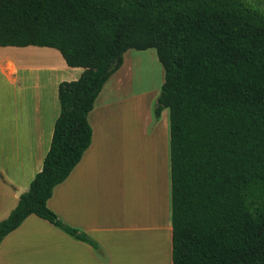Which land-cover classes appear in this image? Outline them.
<instances>
[{
	"label": "trees",
	"instance_id": "16d2710c",
	"mask_svg": "<svg viewBox=\"0 0 264 264\" xmlns=\"http://www.w3.org/2000/svg\"><path fill=\"white\" fill-rule=\"evenodd\" d=\"M1 46L58 49L81 76L42 169L0 221V243L36 214L100 250L47 204L93 138L89 113L129 49L165 69L155 115L170 112L173 264H264V13L244 0H0Z\"/></svg>",
	"mask_w": 264,
	"mask_h": 264
},
{
	"label": "crops",
	"instance_id": "0c3cea01",
	"mask_svg": "<svg viewBox=\"0 0 264 264\" xmlns=\"http://www.w3.org/2000/svg\"><path fill=\"white\" fill-rule=\"evenodd\" d=\"M140 53L129 49L105 83L89 113L92 143L47 202L100 250L31 214L0 243V264H173L170 112L157 118L158 94L129 89ZM83 71L53 47L0 45V221L43 167L59 84Z\"/></svg>",
	"mask_w": 264,
	"mask_h": 264
},
{
	"label": "rangeland",
	"instance_id": "374dc122",
	"mask_svg": "<svg viewBox=\"0 0 264 264\" xmlns=\"http://www.w3.org/2000/svg\"><path fill=\"white\" fill-rule=\"evenodd\" d=\"M252 7L264 13V0H244ZM142 52L141 57L131 62L125 71L127 80L129 81V89L132 91L152 90L158 96L161 92L162 84L165 80V69L158 58L155 48L147 50L133 49ZM167 110V109H166Z\"/></svg>",
	"mask_w": 264,
	"mask_h": 264
},
{
	"label": "bare ground",
	"instance_id": "6f19581e",
	"mask_svg": "<svg viewBox=\"0 0 264 264\" xmlns=\"http://www.w3.org/2000/svg\"><path fill=\"white\" fill-rule=\"evenodd\" d=\"M139 59H140V58H139ZM141 59H142V58H141ZM141 59H140V60H141Z\"/></svg>",
	"mask_w": 264,
	"mask_h": 264
}]
</instances>
